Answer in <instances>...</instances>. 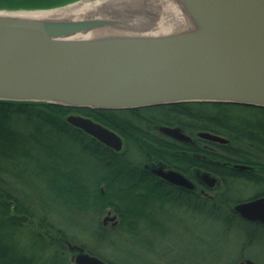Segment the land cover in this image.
<instances>
[{
	"label": "trees",
	"instance_id": "obj_1",
	"mask_svg": "<svg viewBox=\"0 0 264 264\" xmlns=\"http://www.w3.org/2000/svg\"><path fill=\"white\" fill-rule=\"evenodd\" d=\"M4 7L16 8L0 6ZM73 114L118 133L124 141L122 151L71 125L67 118ZM159 126L180 128L191 137L209 132L229 142L201 141L202 149H189L158 134ZM153 159L177 169L187 164L224 180L249 183L255 176L234 165L264 167V108L189 102L96 110L0 101V264H74L69 242L119 264L79 239L74 230L80 227L101 244L117 233L140 239L143 220L150 227L158 226L149 210L171 196L165 194L162 182L144 170ZM238 201L242 200L228 198L232 204ZM205 202L201 209L212 218H222V228L236 223L228 202ZM109 210L121 219L112 231L102 220ZM249 228L248 241L257 243L255 229Z\"/></svg>",
	"mask_w": 264,
	"mask_h": 264
},
{
	"label": "water",
	"instance_id": "obj_2",
	"mask_svg": "<svg viewBox=\"0 0 264 264\" xmlns=\"http://www.w3.org/2000/svg\"><path fill=\"white\" fill-rule=\"evenodd\" d=\"M179 1L192 27L159 37L113 35L69 41L68 36L120 24L0 13V101L96 110L189 102L264 108V0ZM67 121L122 151L123 138L115 131L81 115H70ZM160 131L181 142L192 141L180 128L162 126ZM199 137L229 142L209 132ZM159 175L178 185L189 183L175 171ZM234 210L246 220L264 224V198L239 203ZM116 219L108 216L104 223ZM68 247L74 264H111L81 246L69 242ZM241 264L258 263L248 259Z\"/></svg>",
	"mask_w": 264,
	"mask_h": 264
},
{
	"label": "rangeland",
	"instance_id": "obj_3",
	"mask_svg": "<svg viewBox=\"0 0 264 264\" xmlns=\"http://www.w3.org/2000/svg\"><path fill=\"white\" fill-rule=\"evenodd\" d=\"M80 1L85 0H0V6L16 7L13 9L4 7L0 8L2 9L0 11H44ZM200 173L203 174L200 171H193L192 180H196ZM232 189L231 197L236 200L250 198L257 192V188L249 183L234 185ZM223 191L224 188H215L209 189L208 193L213 195ZM166 207L173 214L167 218L169 229L145 232V237L138 238L139 241L136 237L117 233L113 239L97 244L95 237L80 227L75 229L74 233L101 255L119 264H238L243 256H249L257 263L264 264V236L258 239L257 243L248 244L252 232L248 224L237 221L231 224L229 229H224L222 218H212L207 210L193 211L190 205L181 207L176 202ZM108 216H114L112 210H109L102 220ZM112 223L115 222L111 221L107 226L109 231L113 230ZM142 240L143 249L139 246V244L142 246Z\"/></svg>",
	"mask_w": 264,
	"mask_h": 264
},
{
	"label": "bare ground",
	"instance_id": "obj_4",
	"mask_svg": "<svg viewBox=\"0 0 264 264\" xmlns=\"http://www.w3.org/2000/svg\"><path fill=\"white\" fill-rule=\"evenodd\" d=\"M0 13L47 20L106 19L120 24L114 28L92 29L68 36L66 40L69 41L95 40L113 35L159 37L185 32L192 27V21L179 0H85L47 11Z\"/></svg>",
	"mask_w": 264,
	"mask_h": 264
},
{
	"label": "flooded vegetation",
	"instance_id": "obj_5",
	"mask_svg": "<svg viewBox=\"0 0 264 264\" xmlns=\"http://www.w3.org/2000/svg\"><path fill=\"white\" fill-rule=\"evenodd\" d=\"M160 127H162V126H159L158 128L155 129L158 132V134H160V135L162 134V135L172 139L175 142L186 144L189 147V149H202V147L199 145L201 143V141L211 142V141L205 140L203 138H200L199 134L201 132L198 133L195 137L190 136L192 138V141L190 143L181 142V141H178L172 137H169V136L163 134L160 131ZM174 128H176V127H174ZM183 133H185V132H183ZM185 134L187 136H189L187 133H185ZM213 143H216V142H213ZM196 158L206 159V156L205 155H203V156L202 155H196ZM143 167H144V170L146 172H148L150 175H152L158 181H160L164 184L163 190H164L165 194L171 196V198L169 201H164L163 203L159 202L157 204L152 205V207H151L152 209H150L149 212L153 213L152 214L153 218L155 219L158 226L150 227V225L146 221H144V220L141 221L139 224V230H141V232L143 234V236L141 237L142 239L145 237V234H144L145 232L164 231V230L169 229L170 226L168 225L167 218L171 217L173 214H172L171 210L169 211V209H167L166 206H168V205L171 206V204L173 202H176V204H178L181 207H184V206L188 207V205H190L191 210H193L192 207L195 205L197 208H200L199 210L196 208V211H203L204 208L201 209L202 208L201 206L203 205V203L205 205L207 204L205 201H208V200H210V201L224 200L225 203L228 202V198L232 196L231 195L232 191L230 189H232L234 185H238V182H233L231 180H224V178H221V176H219V175L208 172L207 170H204L202 168L189 166L187 164L185 165V168H183V170H181V169H177L171 165L165 164L164 162H162L158 159H153L152 162L146 163ZM234 168H236L238 171L250 172L255 176L254 180H250L251 182H249V184L256 187L257 192H256V194H254L250 198L243 199L242 201H238L234 204L231 203V205H230V202H228L226 204L228 206H230L229 211L233 215L232 219H234L235 222L242 221V222L248 224L249 226H251L252 229H255L254 238L258 240L264 236V224L261 221H250V220L244 219L234 210V207L239 203L249 202V201H254V200H257L260 198H264V167H259L258 165L257 166H246V165L235 164ZM195 170L200 171L203 174L200 173V175L196 176V180H192L193 179L192 173ZM169 171H175V172L180 173L181 175H183V177L190 184L188 183L187 186L178 185V184L172 183L171 181H168L167 179H165L159 175V172H169ZM207 175H209L210 177L212 176L211 178H216L217 180H215V182H213V180L210 181L209 178L207 177ZM209 186H211V187H209ZM215 188H221V189L224 188V191L210 195L208 193L209 189H215ZM154 208H155V210H154ZM112 212H113L114 216H117L116 223H112V225H111V227L114 228V227H117L119 225V223L121 222V219L116 212H114V211H112ZM109 222H111V221H108L106 224L104 223V225L106 227L109 226L108 225ZM143 243H144V241L142 240L141 241L142 249L144 248ZM249 243L250 242L248 241V244ZM248 259L255 261L254 259H252L249 256H243L241 258V260L238 261L239 262L238 264H241Z\"/></svg>",
	"mask_w": 264,
	"mask_h": 264
}]
</instances>
